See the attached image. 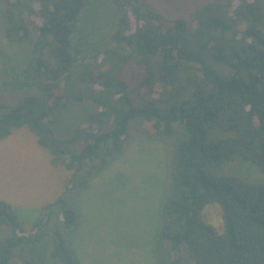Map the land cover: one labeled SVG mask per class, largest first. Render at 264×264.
Returning <instances> with one entry per match:
<instances>
[{"label":"trees","instance_id":"1","mask_svg":"<svg viewBox=\"0 0 264 264\" xmlns=\"http://www.w3.org/2000/svg\"><path fill=\"white\" fill-rule=\"evenodd\" d=\"M96 1L0 0L4 38L26 43L0 74V142L27 128L75 193L136 136L160 142L153 264H264V182L236 172L264 171V0H208L186 19L149 0H104L92 23ZM208 204L220 234L201 222ZM16 212L0 199V264H80L68 195L29 225Z\"/></svg>","mask_w":264,"mask_h":264},{"label":"rangeland","instance_id":"2","mask_svg":"<svg viewBox=\"0 0 264 264\" xmlns=\"http://www.w3.org/2000/svg\"><path fill=\"white\" fill-rule=\"evenodd\" d=\"M149 1L164 16L186 19L208 0ZM95 6L86 19L103 22L104 0H97ZM3 30L0 4V74L26 57V43L9 42ZM96 32L97 37L103 34ZM67 116L65 125L69 127L74 111ZM165 155L162 143L136 136L87 189L75 193L66 191L70 172L52 168L34 135L22 128L0 142V199L18 211V221L29 225L42 206L66 194L79 214L70 239L80 264H153V239L166 181ZM236 172L247 181L264 182V171L250 162H237ZM200 218L222 233L217 204L204 206Z\"/></svg>","mask_w":264,"mask_h":264}]
</instances>
